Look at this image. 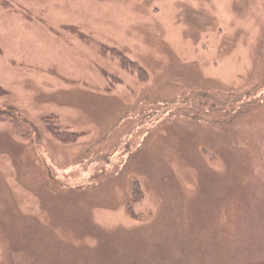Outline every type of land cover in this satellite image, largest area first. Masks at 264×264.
<instances>
[{
	"label": "rangeland",
	"instance_id": "obj_1",
	"mask_svg": "<svg viewBox=\"0 0 264 264\" xmlns=\"http://www.w3.org/2000/svg\"><path fill=\"white\" fill-rule=\"evenodd\" d=\"M0 264H264V0H0Z\"/></svg>",
	"mask_w": 264,
	"mask_h": 264
},
{
	"label": "trees",
	"instance_id": "obj_2",
	"mask_svg": "<svg viewBox=\"0 0 264 264\" xmlns=\"http://www.w3.org/2000/svg\"><path fill=\"white\" fill-rule=\"evenodd\" d=\"M123 57H124V56H123ZM126 59H127V58H125L124 60H125V61H129L128 59H127V60H126ZM132 65H135V66H136L137 64H136V62H132Z\"/></svg>",
	"mask_w": 264,
	"mask_h": 264
}]
</instances>
